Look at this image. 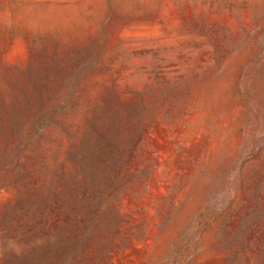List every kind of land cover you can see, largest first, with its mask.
I'll list each match as a JSON object with an SVG mask.
<instances>
[{
    "label": "rangeland",
    "instance_id": "rangeland-1",
    "mask_svg": "<svg viewBox=\"0 0 264 264\" xmlns=\"http://www.w3.org/2000/svg\"><path fill=\"white\" fill-rule=\"evenodd\" d=\"M0 186V241L264 264V0H0Z\"/></svg>",
    "mask_w": 264,
    "mask_h": 264
},
{
    "label": "trees",
    "instance_id": "trees-1",
    "mask_svg": "<svg viewBox=\"0 0 264 264\" xmlns=\"http://www.w3.org/2000/svg\"><path fill=\"white\" fill-rule=\"evenodd\" d=\"M4 187L0 186V190ZM108 206L107 201L103 200L91 215L84 217L82 228L75 238H67V235L61 234L59 239H40L30 245L1 240L0 264H11V257L23 261L35 258L36 262L52 264H96L94 259L104 252V241H113L122 231L121 223L106 215ZM238 235L239 232H235L226 237L231 241ZM60 244L63 248L58 250ZM92 245H96L99 254L90 253Z\"/></svg>",
    "mask_w": 264,
    "mask_h": 264
}]
</instances>
